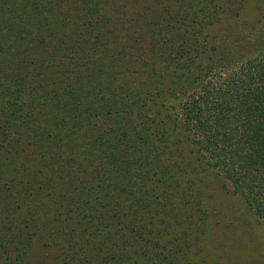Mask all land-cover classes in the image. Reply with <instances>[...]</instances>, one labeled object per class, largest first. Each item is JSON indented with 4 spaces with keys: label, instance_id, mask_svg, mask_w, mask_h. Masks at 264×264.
I'll list each match as a JSON object with an SVG mask.
<instances>
[{
    "label": "trees",
    "instance_id": "1",
    "mask_svg": "<svg viewBox=\"0 0 264 264\" xmlns=\"http://www.w3.org/2000/svg\"><path fill=\"white\" fill-rule=\"evenodd\" d=\"M46 1L0 6V264H27L41 230L56 264H174L181 247L159 245L168 226L150 214L193 199L182 143L264 222V51L216 62L214 4L76 0L83 12L57 15L63 0ZM140 19L148 36L122 34Z\"/></svg>",
    "mask_w": 264,
    "mask_h": 264
},
{
    "label": "rangeland",
    "instance_id": "2",
    "mask_svg": "<svg viewBox=\"0 0 264 264\" xmlns=\"http://www.w3.org/2000/svg\"><path fill=\"white\" fill-rule=\"evenodd\" d=\"M12 1L0 0V6L6 7ZM41 1L50 5L46 0ZM193 1L204 8H212V4L217 6L218 20L207 29L210 43L217 49L214 56L216 62L235 65L238 61L264 51V0H142L134 6L140 11L151 5L155 8L154 14L160 10L176 14L178 11L184 13L190 10ZM99 2L105 10L103 0ZM76 4V0H63L54 9L57 15L59 11L71 14L83 12ZM131 4L126 6V17L133 13ZM45 12L49 16L54 15L52 11ZM54 19L55 27L60 28L56 16ZM147 22L140 19L133 26L134 29L122 30V34L132 37H140V34L148 36ZM2 27L0 23V30ZM169 102L173 100L170 99ZM173 135L174 138L182 139L178 127ZM179 149L181 153L176 177L182 194L186 196L191 193L193 199L187 206H182V202L176 204L183 210L178 216L165 213L173 208L171 203L164 207L157 206L153 210L157 214L151 212L155 230L168 226L167 234L165 232L162 239H158L159 245L169 249L171 241L177 242V246L181 247H175L174 264H264V222L247 207L240 196L222 184L221 178L213 170L200 164L186 144H180ZM122 202L127 206L125 198ZM47 233L48 230H41L34 236L27 252V264H56L54 256L58 254L59 246L50 243ZM62 242L59 240V244ZM78 253L79 256L82 255L81 251Z\"/></svg>",
    "mask_w": 264,
    "mask_h": 264
}]
</instances>
